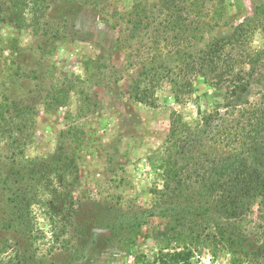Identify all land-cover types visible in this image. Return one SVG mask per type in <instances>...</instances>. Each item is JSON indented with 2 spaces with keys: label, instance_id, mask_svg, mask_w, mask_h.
Returning <instances> with one entry per match:
<instances>
[{
  "label": "rangeland",
  "instance_id": "obj_1",
  "mask_svg": "<svg viewBox=\"0 0 264 264\" xmlns=\"http://www.w3.org/2000/svg\"><path fill=\"white\" fill-rule=\"evenodd\" d=\"M3 2L0 0V5ZM155 2L47 0L48 29H39L38 36L30 29H15L9 18L0 20V41L8 40L0 45V105L8 98L28 107L26 148L20 151L9 139L0 141V245L24 244L0 246V251L5 250L0 256H6L1 264L17 263L13 258L16 248L20 256L30 259V264H144L163 242L169 219L159 213L162 199L149 193L151 187L161 189L162 182L146 174L145 158L165 141L173 110L194 126L199 118L198 109L210 111L222 101L219 97L201 96L207 90L199 85L197 92L188 95L182 105H173L167 90L160 88L151 108L129 98V85L143 67L163 65L184 50L197 53L210 41L227 36L233 27L251 18L264 0H225V12L220 19L214 14L220 2L201 0L203 11L200 13L196 7L190 15L194 20L191 26L196 28L188 33L190 44L167 30L158 15L148 30L134 32L124 18L126 14L137 4L151 7ZM56 27L61 32H53ZM62 31L67 34V41L55 39V35L64 36ZM70 38L77 46L68 42ZM263 41L262 33L256 32L250 44L259 49ZM90 59L97 63L91 66L90 73H84L82 61ZM255 70L246 99L251 105H264V61ZM76 75H83L86 83L81 87L97 104V110L78 118V95L71 92L65 108L46 111L43 99L50 86L72 80ZM70 117L71 121L76 119L82 138L91 146L79 152L81 162L76 160L78 171L74 176L79 177L74 188L78 192L76 214L66 236L71 245L50 246L38 240L39 246H25L28 240L24 230L12 224L10 192L6 191L5 182L20 180L33 158L52 153L59 143L70 152L73 148L70 138L61 142V132ZM256 215L253 206L252 214L243 222L247 236L244 247H237L236 253H232L225 246L211 243L191 246L194 251L191 264H264V252L259 249L253 228ZM136 219L141 223L136 244L116 246L106 241L110 237L109 228L128 225ZM189 219L200 226L202 220L209 222L214 216ZM37 226L47 229L42 215L38 216Z\"/></svg>",
  "mask_w": 264,
  "mask_h": 264
},
{
  "label": "trees",
  "instance_id": "obj_2",
  "mask_svg": "<svg viewBox=\"0 0 264 264\" xmlns=\"http://www.w3.org/2000/svg\"><path fill=\"white\" fill-rule=\"evenodd\" d=\"M46 1L4 0L0 5V20L9 18L15 29H30L38 36L39 29H48ZM218 1L220 7L214 14L220 19L225 12V0ZM200 5L201 0H157L151 7L133 6L124 18L136 33L140 29L148 30L158 15L167 30L190 44L188 33L196 29L191 26L194 20L190 15L196 7L201 13L203 4ZM53 32L61 31L56 27ZM256 32L262 33L264 39V3L227 36L210 41L197 53L184 50L163 65L143 67L142 73L129 85V98L151 108L160 88L167 90L173 105H182L188 95L197 92L199 85L210 91H204L201 96L219 97L222 101L210 111L198 109L199 118L194 126L173 110L165 141L145 158L146 174L162 182L161 189L154 186L149 193L162 199L159 213L168 217L169 224L163 242L144 264H191L194 255L191 246L206 243L225 246L236 253L237 247L245 246L243 222L252 214L253 206L257 212L255 237L264 252V105H251L246 99L255 69L264 61V41L259 49L250 44ZM62 33V37L55 35L57 41L68 40L67 34ZM4 42L0 41V45ZM68 42L76 43L72 39ZM94 59L82 61L84 73H90L91 66L95 67ZM85 83L83 75H76L72 80L50 86L43 99L46 111L65 108L71 92L78 95V118L97 110V104L81 87ZM27 115V106L5 98L0 105V141L9 139L20 151L26 148ZM75 120L71 121L70 117L61 132V142L69 137L73 144L70 152L59 143L52 153L33 158L20 180L5 182L6 191L10 192L12 224L24 230L28 240L25 246H39L38 240L50 246L71 245L66 236L76 214L78 192L74 188L79 183V177L74 176L78 171L76 160L83 159L79 152L91 149ZM209 214L214 219L202 220L200 226L189 219ZM39 215L47 221L45 230L37 226ZM136 220L109 228L110 237L106 241L116 246L136 244L141 227L140 220ZM0 246L24 244L5 242ZM14 253L16 264H30L26 255L20 256L18 248ZM1 254H5L4 249ZM5 257L0 256V262Z\"/></svg>",
  "mask_w": 264,
  "mask_h": 264
}]
</instances>
